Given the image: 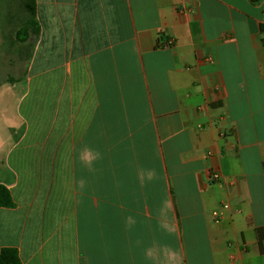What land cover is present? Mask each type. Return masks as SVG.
I'll return each instance as SVG.
<instances>
[{
    "label": "crops",
    "instance_id": "obj_1",
    "mask_svg": "<svg viewBox=\"0 0 264 264\" xmlns=\"http://www.w3.org/2000/svg\"><path fill=\"white\" fill-rule=\"evenodd\" d=\"M36 9L26 78L5 91L25 83L28 131L53 83L51 126L35 132L32 160L26 133L0 159L17 205L0 208V252L22 264H264V0Z\"/></svg>",
    "mask_w": 264,
    "mask_h": 264
},
{
    "label": "rangeland",
    "instance_id": "obj_2",
    "mask_svg": "<svg viewBox=\"0 0 264 264\" xmlns=\"http://www.w3.org/2000/svg\"><path fill=\"white\" fill-rule=\"evenodd\" d=\"M30 21V14L22 0H0V159L26 133L28 137L23 146H26L25 155L28 153V159L32 160L36 133L42 137L51 126L52 116L48 110L50 103L44 109L42 101L43 97L48 101L54 99V93L49 90L54 89L53 83L45 87L41 85L38 110L34 119L30 120L28 131L26 122L19 117L17 111L25 83L13 92L7 94L5 91L11 84L26 78L33 41L39 31L35 25L26 29ZM49 145L53 147V142ZM47 149L49 150L48 146ZM25 155H18L22 162L23 159L26 161Z\"/></svg>",
    "mask_w": 264,
    "mask_h": 264
},
{
    "label": "trees",
    "instance_id": "obj_3",
    "mask_svg": "<svg viewBox=\"0 0 264 264\" xmlns=\"http://www.w3.org/2000/svg\"><path fill=\"white\" fill-rule=\"evenodd\" d=\"M25 4L26 10L30 14V23L26 29L32 28L34 25L37 26V9L36 0H22ZM26 32V31H25ZM16 202L10 192V190L0 185V208H16ZM0 264H22L19 252L15 248H4L0 252Z\"/></svg>",
    "mask_w": 264,
    "mask_h": 264
},
{
    "label": "built area",
    "instance_id": "obj_4",
    "mask_svg": "<svg viewBox=\"0 0 264 264\" xmlns=\"http://www.w3.org/2000/svg\"><path fill=\"white\" fill-rule=\"evenodd\" d=\"M163 47H170L172 45V40H166L164 43H162ZM212 178L215 181H219L220 176L218 173L214 172L212 173ZM215 217L219 220V217L221 216L220 213H215Z\"/></svg>",
    "mask_w": 264,
    "mask_h": 264
}]
</instances>
